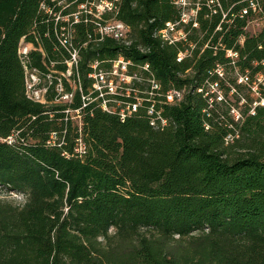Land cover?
Returning a JSON list of instances; mask_svg holds the SVG:
<instances>
[{"label":"trees","instance_id":"trees-1","mask_svg":"<svg viewBox=\"0 0 264 264\" xmlns=\"http://www.w3.org/2000/svg\"><path fill=\"white\" fill-rule=\"evenodd\" d=\"M84 1L66 0L62 13ZM113 1L133 42L89 43L83 85L95 57L149 62L163 91L184 90L178 102L156 104L164 128L151 124L147 101L125 121L92 102L80 129L54 93L48 103L29 99L19 43L25 37L55 58L60 24L43 0H0V264H264V27L247 31L264 17V0H255L257 12L251 0H193L198 26L182 23L187 39L173 44L154 31L181 20L176 1ZM75 27L84 40L90 26ZM31 54L42 67V52ZM210 83L227 96L257 84L259 96L245 95L236 120L232 101L219 100ZM81 105L77 92L71 106ZM17 130L15 143L4 140ZM53 132L57 142L48 143Z\"/></svg>","mask_w":264,"mask_h":264},{"label":"built area","instance_id":"built-area-1","mask_svg":"<svg viewBox=\"0 0 264 264\" xmlns=\"http://www.w3.org/2000/svg\"><path fill=\"white\" fill-rule=\"evenodd\" d=\"M53 5H47L44 0L41 7L46 11L53 13L56 24H60L56 30V36L59 41V47L55 49L59 52L56 57H50L43 50L42 46H35L34 43L26 41L22 37L19 43L18 54L24 69L25 92L29 99L48 103V96L54 93L53 101L55 103L66 104L63 110L65 120H73L81 129L84 119V111L88 104L96 103L104 110L110 113H116L122 121H125L133 112L139 109L144 102H148L147 110L151 115V124L157 128H164L168 119L157 108L156 104L162 102L175 103L184 96V90L177 88L163 91L160 82L153 74L149 62L137 64L131 58L119 54L113 58L101 59L95 57L88 60L90 70L87 78L90 83L85 88L80 73L82 61V50L89 43H98L106 37H112L125 45L133 42L132 29L129 24L117 18L116 12L118 5L111 0H85L80 3L78 10L70 13L62 11L71 5L66 0H52ZM175 3L183 7L181 20L167 21L165 26L156 29L154 36L159 37L162 43H177L180 40H186L188 32L182 26V23H188L193 20V25L198 26L196 14L198 7L192 16L185 11L186 1L174 0ZM251 7L254 11H259V4L251 0ZM55 7H60L59 12H53ZM113 12L112 16H107L106 12ZM245 8L243 12L245 13ZM226 17V13H224ZM84 22L90 26L86 31L84 40L78 39L75 23ZM38 49L42 52L43 66L33 64L31 52ZM190 54V48L180 51L177 59L181 61L183 57ZM229 55H237L236 52L229 51ZM64 65L65 68H59ZM221 73V68L217 69ZM147 75H145L146 73ZM222 74V73H221ZM243 78L240 80L242 81ZM213 91L219 100L224 99V94L217 83H210ZM202 91V87L199 88ZM79 92L82 98V105L72 107L76 93ZM212 100V99H211ZM231 113L236 120L243 117L240 109L232 106ZM20 136V131H14L4 138L9 144L15 143ZM59 136L56 132L52 133V138L48 143H56ZM80 136L76 138L75 151L79 155L87 152V145ZM228 135L227 139H231ZM24 140V138H21ZM59 144H62L61 142Z\"/></svg>","mask_w":264,"mask_h":264},{"label":"rangeland","instance_id":"rangeland-1","mask_svg":"<svg viewBox=\"0 0 264 264\" xmlns=\"http://www.w3.org/2000/svg\"><path fill=\"white\" fill-rule=\"evenodd\" d=\"M186 1V5H185V11L189 14V16H192L193 13L195 12L194 9H196L195 7V3L196 2H193V0H184ZM264 27V17H262L261 15L259 16V14L255 15L254 18H252L248 25H247V31L250 32V33H257L259 31L262 30V28ZM236 76V73H232V72H229L228 73V79H234ZM242 77H240L239 80H241ZM224 93V91H223ZM250 93L252 95V97H254L255 99H257V97L259 96V93H258V87H257V84H254L252 86V88H250V86H242V89H239V93L237 92H234V91H231V93L228 94V96L226 95V93H224V95H226V99L232 101V104L234 106H236L237 108L239 109H242L244 108V103H245V95ZM241 96V99L239 101L238 100V97ZM2 194V192H0ZM12 198H20L21 196L20 195H15V194H12L10 195Z\"/></svg>","mask_w":264,"mask_h":264}]
</instances>
